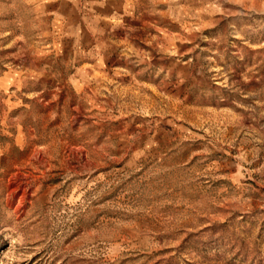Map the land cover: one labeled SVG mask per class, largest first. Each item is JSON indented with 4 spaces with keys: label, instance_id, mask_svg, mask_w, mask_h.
<instances>
[{
    "label": "rangeland",
    "instance_id": "obj_1",
    "mask_svg": "<svg viewBox=\"0 0 264 264\" xmlns=\"http://www.w3.org/2000/svg\"><path fill=\"white\" fill-rule=\"evenodd\" d=\"M0 264H264V0H0Z\"/></svg>",
    "mask_w": 264,
    "mask_h": 264
},
{
    "label": "crops",
    "instance_id": "obj_2",
    "mask_svg": "<svg viewBox=\"0 0 264 264\" xmlns=\"http://www.w3.org/2000/svg\"><path fill=\"white\" fill-rule=\"evenodd\" d=\"M110 1H113V0H110ZM112 2H108V4H111Z\"/></svg>",
    "mask_w": 264,
    "mask_h": 264
}]
</instances>
